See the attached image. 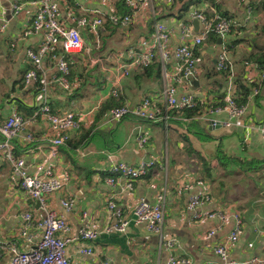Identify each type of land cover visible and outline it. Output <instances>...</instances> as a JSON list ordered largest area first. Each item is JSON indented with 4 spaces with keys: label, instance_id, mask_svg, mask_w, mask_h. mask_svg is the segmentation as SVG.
Masks as SVG:
<instances>
[{
    "label": "crops",
    "instance_id": "crops-1",
    "mask_svg": "<svg viewBox=\"0 0 264 264\" xmlns=\"http://www.w3.org/2000/svg\"><path fill=\"white\" fill-rule=\"evenodd\" d=\"M56 1L66 24L73 23L70 15L82 13L99 15L103 18L97 35H93L87 27L81 28L85 48L70 54L72 64L83 68L79 75L75 76L78 86L73 91H65L53 82L58 71L55 60L50 56L43 59L40 69V77L47 88L46 94L41 90L35 91L32 84L23 85V75L30 68L26 56L27 48L36 47L42 39V31L22 34L37 4L34 0H17L20 8L17 12H12L13 0H0V14L8 20L6 29L0 31V121L10 114L12 108L17 109L19 103L33 111L35 107L40 106L44 95L52 111L56 113L69 111L87 113L99 103L100 107L107 98L113 97H104V92L110 88L113 76L127 62L128 54L135 50L133 48L139 42L135 38L136 35L149 36L156 19L165 20L173 25L178 17L162 10L163 3L168 0H153V10L148 7L151 14L149 18L143 13L146 6L144 5L132 18L131 23L115 25L116 28H113V25L108 24L107 14L117 6L116 0ZM217 2L231 16L233 29L220 40L218 38L217 41H213L207 38L198 46L202 63L198 66L196 77L191 85L178 84L177 92L178 95L192 93L206 104L207 100L210 103L216 102L212 90L216 89L217 84H227L232 91L235 90L231 80L224 82L223 77L214 70L216 55L221 44H229L228 55L233 64L232 78L248 84L251 86V92L257 90V94L251 97L252 99L249 98L246 114L230 127L223 124L228 120V113L225 110L211 113L208 111L193 119L205 121L207 130L214 136L220 138V135H224L223 144L229 155L244 159H264V139L257 130L249 127L264 120V78L260 77L262 70L257 69L254 64L244 63L247 55L254 49L255 41L260 38L257 35L264 22V2L255 0L251 6L248 0ZM104 39L115 40L116 43L108 46L104 44ZM235 39L237 40L232 44L231 41ZM170 43L173 50L178 43L176 25L173 26ZM174 63L175 57L171 51L167 68L172 70ZM140 71L142 70H133L129 75L120 78L118 97H121L123 102L138 104L142 98L152 95L162 86L161 77L159 82L145 75L140 80L131 76ZM69 74L72 75V69ZM256 96L258 98H255ZM97 109L83 119L79 129L71 135L70 138L73 139L71 143L90 128ZM105 118L98 124V132L94 136L92 134L85 145L75 150L67 143L50 157H48L50 153L48 139L51 131L48 122L43 118L27 123L23 128V133L31 132L36 138H40V141L29 143L22 137L14 140L15 152L25 159L28 171L33 172L39 164L49 159L56 175L68 176L64 188L47 197V204L64 214L59 203L60 198H74L73 208L65 214L69 225L67 235L71 237L66 254L71 264H166L170 256L189 258L191 264H221L218 256L213 252V247L225 241L233 228L235 214L241 217L244 231L236 244L228 246L229 256L236 260L264 256V165L259 170H254L252 167L243 170L230 166L223 171L224 169L218 168L214 181L202 178L211 195V201L203 205L202 210L222 209L226 213L224 224L206 242L203 240V235L216 227L218 221L215 219L196 221L187 210L192 192L185 189L184 185L201 176L194 170V167H197L193 160L195 156L189 155L186 149L187 143L180 135L181 129L173 123V120L177 119L183 122L188 120L172 116L171 125H168L167 121L149 122L136 118H124L114 123L106 122ZM212 121L216 124L211 125ZM122 123L125 124L120 131ZM139 132L148 136V143L143 148L135 142V136ZM161 141L164 142V149L160 146ZM194 143L198 144L195 141ZM71 148L74 150L73 153ZM150 158L155 159L156 164L146 175L134 182L131 191H122L119 179L114 187L106 182L111 164L123 161L135 165L143 159ZM223 172L227 173L226 177H229L228 181L235 186V190L237 186L233 180L247 187L249 186L247 180L256 179H258V190H255V194L246 192L241 197L236 195L227 198L225 189L221 188L219 183L223 179L218 178L217 184L215 182L219 173ZM152 184H156V187H152ZM164 187L167 194L162 237L174 238L176 244L173 247L165 248L160 243L159 234L150 232L141 225L130 223L124 233L98 234L92 241V255L78 252L79 248L85 245L84 241L77 239L79 228L90 224L100 228L101 231L108 219L105 205L110 195L114 196L116 204L122 208L124 215L131 217L139 197L143 196L149 202H153L156 192ZM25 209L36 211L37 207L35 202L28 199L19 189L12 177L11 168L0 153V264H9L10 241L18 239L23 250L29 247L18 238L17 234L22 223L21 213ZM84 212L87 213L86 218L83 217ZM31 233L35 240L39 239V230L31 229ZM249 242H252L251 248L247 246Z\"/></svg>",
    "mask_w": 264,
    "mask_h": 264
},
{
    "label": "built area",
    "instance_id": "built-area-1",
    "mask_svg": "<svg viewBox=\"0 0 264 264\" xmlns=\"http://www.w3.org/2000/svg\"><path fill=\"white\" fill-rule=\"evenodd\" d=\"M37 4L36 10L29 18L26 28L22 31L23 35H28L36 31H42V39L36 47H29L26 56L30 68L23 75L24 85H33L37 80V73L40 72L43 59L50 56L55 60L58 74L53 78V82L65 91H73L78 86V81L70 80L68 61L61 54H57L58 47L62 52H80L84 46L81 28L87 27L94 35L98 33V27L103 23V18L99 15L82 13L80 15H70L72 24H66L62 17L60 7L56 0H34ZM122 2L130 11L118 12L115 7L107 14L108 20L114 25H127L132 18L141 11L144 5H148L153 10V0H116ZM218 0H204L192 5L176 18L173 25L165 20L156 19L153 22L151 34L142 37L128 54V60L118 72L113 76L111 85L105 90L104 97L120 95V78L129 75L133 70H145L151 66L155 60L160 61L162 86L154 91L152 95L141 99L140 103L132 105L127 101L121 105L112 107L106 115V122L119 121L124 118H136L149 122H165L169 119L171 111L176 109L193 108L196 105V96L192 93L178 95L177 85L190 84L196 77L198 66L202 63V57L198 52V46L214 32L219 38H223L230 32L231 20L219 14L214 6ZM20 4L13 0L11 4L12 12H17ZM198 20V28L195 30L192 19ZM8 20L0 14V31L7 27ZM178 26V43L173 50L170 43V36L173 26ZM171 51L175 57V65L172 70L167 68L170 62ZM92 62H95L92 60ZM231 69L229 55L225 45L221 47L216 55L215 69ZM261 79L264 78V70L260 73ZM40 90L46 94V84L43 83ZM257 94L254 90L250 98ZM100 104V103H99ZM95 106L87 113H56L52 111L47 97L42 99V103L35 108L31 115L25 116L16 108H12L10 114L0 121V153L3 159L11 168L12 177L19 189L28 199L37 204V209H25L21 213L22 223L18 229V238L23 240L29 247L23 250L19 241L13 240L8 244L11 253L9 264H71L66 254L67 244L71 240L69 237V225L65 214L70 212L74 205V198H60L59 203L64 210L59 213L50 208L47 204V197L61 191L64 188L67 175L58 176L54 173L49 159L39 164L33 172L28 171L25 159L18 156L15 152L14 140L22 137L29 143L40 141L31 132L23 133V128L27 123L37 121L40 118L49 124L51 136L48 139L50 156L55 155L67 140L80 127L85 117L90 115L98 107ZM225 110L228 113V120L223 124L230 127L246 114L248 102L238 103L231 88L226 92V104L224 107H217L209 112H219ZM90 113V114H89ZM208 120V117H203ZM215 121L211 125H215ZM258 131L264 139V120L249 126ZM249 129V128H248ZM135 142L143 148L148 143V136L139 132L135 136ZM156 164L153 158L143 159L137 164L132 165L120 161L111 164L108 169L106 182L111 187L120 180L122 191H131L134 182L147 174L149 169ZM119 179V180H118ZM156 187V184H152ZM184 188L191 191L187 203V210L192 219L204 222L210 219L218 221V225L208 230L203 235L204 241H209L211 236L224 224L226 213L222 209L212 211L202 210V206L211 201V195L205 182L201 178H196L193 182L185 183ZM196 189H198L196 191ZM166 190L160 188L155 194V200L149 202L145 197L138 198L133 209L132 216L126 217L120 206L115 202L113 195L106 201L108 219L103 227L97 228L90 224L82 225L78 230L77 239L84 241L85 245L79 248V253L92 255V241L101 232L124 233L130 223L141 225L146 230L160 235V243L165 248H171L176 244L172 237L164 239L162 237V226L164 220V205L166 201ZM41 213V215H40ZM87 217V213H83ZM233 228L227 238L221 244L213 247V252L220 260L221 264H264V256L261 258L252 257L247 260H236L229 256L228 246L236 244L243 234L244 223L237 214L233 216ZM31 229L39 230V239L35 240ZM209 246V244H208ZM251 248L252 242L247 244ZM166 264H191V260L186 257L170 256ZM207 264V263H204Z\"/></svg>",
    "mask_w": 264,
    "mask_h": 264
},
{
    "label": "trees",
    "instance_id": "trees-1",
    "mask_svg": "<svg viewBox=\"0 0 264 264\" xmlns=\"http://www.w3.org/2000/svg\"><path fill=\"white\" fill-rule=\"evenodd\" d=\"M199 1L201 0H168L163 3L162 10H166L165 12L167 14L179 16L186 9L190 8L192 5L199 3ZM248 1L250 2L249 3L250 6L253 5V3L255 2V0H248ZM262 2H264V0H262ZM213 4L221 16L229 18L231 20V16L221 8L219 2H214ZM116 7L121 13L130 11V9L125 5H123L122 2L117 1ZM108 24L113 25V28H116V26L112 24L109 20H108ZM232 29H233V22H231L230 31ZM257 37L260 38L255 41L254 49H252V51L247 55L244 63L254 64L257 69L263 70L264 69V22H262L261 24ZM209 38L213 41L218 40V37L214 32L210 33ZM236 40L237 39L232 40L231 43L234 44ZM225 47L227 52L229 53L230 50L228 49L229 44L226 43ZM84 48L85 47L83 46L82 50H84ZM57 54L60 55L62 54L64 58H66V60L68 61V66L70 68V71L72 69V75L71 76L69 75V78L70 80L74 81L75 76L79 75L80 70L83 68H80V65L72 64L70 60L71 53L66 54L65 52H62L58 47ZM229 62H231V66H233L230 57H229ZM214 70L216 74H220L223 77L224 82L226 81L227 83L229 80H231V84L235 88V90H233V94L236 102L238 103L248 102L250 95L252 93L250 90L251 86H249L248 84H244L239 80H234L232 78L233 71L229 68L216 71L214 67ZM144 75L148 78L156 79L157 81L160 82L161 69H160L159 61L155 60L149 68L134 73L131 76L137 80H140L141 78L144 77ZM42 85H43L42 78L40 77V72H38L37 80L32 86L35 87L34 89L35 91H38L40 90ZM227 89H228L227 84L226 85L217 84L216 89L212 90V92L215 95L214 96L216 100L215 103H210L207 100L205 104V101L197 97L196 105L193 108L173 110L170 112L169 114L170 117L167 120L168 125H171L170 119L172 116H178L179 118L188 120V122H183L177 119V120H173V123L174 125H176L181 129L180 135L187 143L186 149L188 150L189 155L192 156L193 154L195 156L193 160L195 162L194 165H196L197 167L196 168L194 167V170L196 171V173H198L201 176V179L203 178L205 180L214 181L215 179L214 175L218 168L228 169V167L233 166L237 169H243V170H248L250 169V167H252L254 170H259L264 165V159H244L234 155H229L226 152L225 146L223 144V139L225 136L220 135V138L214 136L213 134H211V132L207 130L205 121L193 119V118H197L198 116H201L202 114L204 115L208 111L214 110L217 107H224V105L226 104ZM255 98H258V96H256ZM122 102L123 101L121 97L107 98L95 112L90 128L85 133L80 134L78 139H75L76 141L74 143H71V140L73 141V139L69 138L66 144L67 143L70 144L72 148L75 150L78 147L85 145L87 140L90 138V136L92 134L94 136L98 132L97 126L100 123V121L103 118H105L109 110L114 106L121 105ZM17 110L20 111L25 116H29L33 112L31 108H28L21 103L18 104ZM194 141L198 142V144H195ZM72 148H71V152L73 153L74 150Z\"/></svg>",
    "mask_w": 264,
    "mask_h": 264
},
{
    "label": "rangeland",
    "instance_id": "rangeland-1",
    "mask_svg": "<svg viewBox=\"0 0 264 264\" xmlns=\"http://www.w3.org/2000/svg\"><path fill=\"white\" fill-rule=\"evenodd\" d=\"M143 13L145 14V16L147 18L150 17L151 14L148 11V5L145 6ZM129 23H131V22H129ZM141 37L142 36L138 34V35H136L135 38H136V40H140ZM113 43H116V41L115 40L114 41H110V40L104 39V44L105 45L109 46V45H111ZM86 75L88 77L87 73H86ZM124 124L125 123H122V125H120V131L122 130ZM160 146H161L162 149H164V142L163 141H161ZM225 170L226 169H224L223 171H225ZM226 176H228L227 173H224V172L222 174L219 173V175L217 176V179L215 180V182L217 184L218 178H222L223 179V181L219 182V183H220V187L225 189V193H226V197L227 198H231L232 196H236V195L241 197V196L245 195L246 192H249V193L253 192V194H255V190H258V179L252 181V180H247V178H245L247 180V184L249 185L247 187L243 183L240 184L239 181L235 182L233 180L234 184L237 186V190H235V186L231 185V182L228 181L229 177H226Z\"/></svg>",
    "mask_w": 264,
    "mask_h": 264
},
{
    "label": "water",
    "instance_id": "water-1",
    "mask_svg": "<svg viewBox=\"0 0 264 264\" xmlns=\"http://www.w3.org/2000/svg\"><path fill=\"white\" fill-rule=\"evenodd\" d=\"M192 23H193V25H194V28H195V30L198 28V26H199V24H198V20L196 19V18H193L192 19ZM219 40H220V37H219ZM62 51V50H61ZM14 100H16L17 101V99H14ZM211 127L209 126V129H210ZM38 205L36 204V207H37Z\"/></svg>",
    "mask_w": 264,
    "mask_h": 264
}]
</instances>
